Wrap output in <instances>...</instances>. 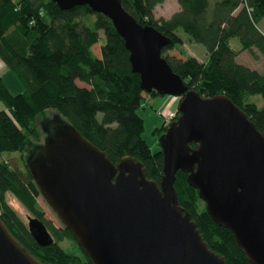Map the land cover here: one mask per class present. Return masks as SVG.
<instances>
[{
  "label": "trees",
  "instance_id": "1",
  "mask_svg": "<svg viewBox=\"0 0 264 264\" xmlns=\"http://www.w3.org/2000/svg\"><path fill=\"white\" fill-rule=\"evenodd\" d=\"M164 1L122 3L140 24L153 26L172 39L162 54L190 90L205 98L226 95L264 135V71L237 60L245 52L257 53L264 60V0H177L178 11L169 18H155L156 6ZM186 40L202 45L206 58L179 52L177 46ZM97 45L100 52L95 50ZM129 56L112 21L88 5L62 10L52 0H0V59L24 86L23 92L12 94L0 75V100L5 105L0 110V217L44 264L93 263L73 233L64 226L54 227L38 204L41 192L27 164L34 155L28 153L27 145L30 137L38 136V116L48 110L56 112L57 118L74 126L114 164L134 158L142 163L147 177L160 185L163 153L161 149L152 151L143 138L144 120L138 110L145 103L146 92L140 87L139 74L132 71ZM166 129L163 122L155 133L160 137ZM5 152L21 154L24 167L2 158ZM187 176L182 171L176 174L178 200L190 212L209 248L227 264H252L233 233L206 211ZM8 194L32 214L28 216L46 224L53 244L42 247L35 242L27 224L9 204ZM62 240L73 241L76 248L64 249Z\"/></svg>",
  "mask_w": 264,
  "mask_h": 264
},
{
  "label": "water",
  "instance_id": "2",
  "mask_svg": "<svg viewBox=\"0 0 264 264\" xmlns=\"http://www.w3.org/2000/svg\"><path fill=\"white\" fill-rule=\"evenodd\" d=\"M62 10L88 5L108 17L125 41L132 71L146 93L180 98L178 117L159 137L160 185L142 163L114 164L74 126L56 119L28 159L41 195L93 264H227L209 248L175 188L187 173L212 219L228 228L252 264H264V135L226 95L190 90L162 54L172 39L140 24L122 0H52ZM192 143L197 146L193 148ZM42 247L54 243L46 224L28 216ZM0 264H44L0 217Z\"/></svg>",
  "mask_w": 264,
  "mask_h": 264
},
{
  "label": "rangeland",
  "instance_id": "3",
  "mask_svg": "<svg viewBox=\"0 0 264 264\" xmlns=\"http://www.w3.org/2000/svg\"><path fill=\"white\" fill-rule=\"evenodd\" d=\"M176 9L177 5L175 0H165L162 4L156 6L154 11L155 18H169ZM179 34L186 37V35L182 31H179ZM103 41L104 39L101 41V43H103ZM177 48L179 49L178 51L186 57L188 56V53L190 54L191 52H194L198 56L203 57L202 45H197L193 42L186 41L183 45H178ZM99 49L100 46L97 45L95 47V50L97 52H100ZM239 62H247L248 65H250L254 69L264 71V60L262 57H260V55H258L257 57L256 55L245 52L240 56ZM1 64L5 65L3 61L1 62ZM5 68L6 69L2 72V77L6 87L12 94L23 92L24 86L21 80L13 71H11V69L7 65H5ZM257 97L259 98V106L262 107L263 101L260 96ZM179 100L180 98L177 96L160 94L149 95L146 93L145 103L143 107L138 110V114L144 120L143 138L152 151L156 152L160 149L159 136L157 133H155V131L157 129H161L165 118H167L171 112L178 113ZM4 107L5 105L3 101L0 100V110ZM56 119H58L57 113L52 110H48L44 114L38 116L37 122L35 124L38 136L30 137L27 145L28 153L29 151L33 152L34 154L37 153V149L45 142L47 137L45 128L48 125H54V121ZM167 127L168 126H166V128ZM1 157L11 158V160L18 164L20 167H24L23 156L19 153L5 152ZM7 199L12 208L18 213V215L24 220V222L28 224V215L32 214L11 194L7 195ZM38 204L43 211L44 218L48 220L54 227L61 228L64 226L57 214L50 207V205L42 195L38 197ZM61 246L67 250H74L76 248L74 242L71 240H62Z\"/></svg>",
  "mask_w": 264,
  "mask_h": 264
},
{
  "label": "crops",
  "instance_id": "4",
  "mask_svg": "<svg viewBox=\"0 0 264 264\" xmlns=\"http://www.w3.org/2000/svg\"><path fill=\"white\" fill-rule=\"evenodd\" d=\"M176 1V5H177V9L174 11V12H176V11H178L179 10V5H178V2H177V0H175ZM261 28H262V30H264V24H263V26H261ZM187 41V40H186ZM198 45V44H197ZM197 50V49H196ZM202 54H203V57H200V56H198L196 53H188V56H193V57H196L197 59H199V60H204L205 58H206V51H205V49L203 48L202 49ZM256 55H259V54H257L256 53ZM239 58H240V56L237 58V60L239 61ZM1 61V60H0ZM2 62V61H1ZM1 62H0V75H2V72L6 69L5 68V65L4 64H1ZM241 63H243V64H246V65H248V63L247 62H241ZM248 66H250V65H248Z\"/></svg>",
  "mask_w": 264,
  "mask_h": 264
},
{
  "label": "built area",
  "instance_id": "5",
  "mask_svg": "<svg viewBox=\"0 0 264 264\" xmlns=\"http://www.w3.org/2000/svg\"><path fill=\"white\" fill-rule=\"evenodd\" d=\"M177 117H178V113L177 112H171L170 114H169V116L167 117V118H165V120H164V125L165 126H170V124L174 121V120H176L177 119Z\"/></svg>",
  "mask_w": 264,
  "mask_h": 264
},
{
  "label": "flooded vegetation",
  "instance_id": "6",
  "mask_svg": "<svg viewBox=\"0 0 264 264\" xmlns=\"http://www.w3.org/2000/svg\"><path fill=\"white\" fill-rule=\"evenodd\" d=\"M54 126V125H53ZM164 133V132H163Z\"/></svg>",
  "mask_w": 264,
  "mask_h": 264
}]
</instances>
